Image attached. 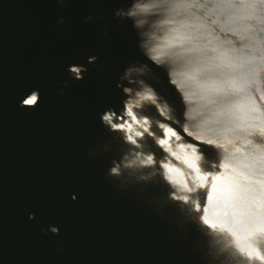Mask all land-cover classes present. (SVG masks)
I'll return each mask as SVG.
<instances>
[{
  "label": "water",
  "instance_id": "95a60500",
  "mask_svg": "<svg viewBox=\"0 0 264 264\" xmlns=\"http://www.w3.org/2000/svg\"><path fill=\"white\" fill-rule=\"evenodd\" d=\"M126 6L0 0V264H200L171 210L159 215L135 188L118 190L107 176L122 146L100 114L122 107L116 85L124 69L147 62L130 24L114 16ZM70 65L87 68L83 80L71 77ZM154 71L150 83L182 118L166 71ZM33 90L39 104L21 107ZM104 144L112 150L99 152Z\"/></svg>",
  "mask_w": 264,
  "mask_h": 264
},
{
  "label": "clouds",
  "instance_id": "9594fccd",
  "mask_svg": "<svg viewBox=\"0 0 264 264\" xmlns=\"http://www.w3.org/2000/svg\"><path fill=\"white\" fill-rule=\"evenodd\" d=\"M126 3L114 16L130 24L147 62L124 69L116 85L122 107L100 114L122 146L107 176L118 190L135 188L159 215L171 210L200 264H264V0ZM154 67L179 93L182 118L150 83ZM68 72L83 80L87 68ZM39 102L33 90L20 106Z\"/></svg>",
  "mask_w": 264,
  "mask_h": 264
}]
</instances>
